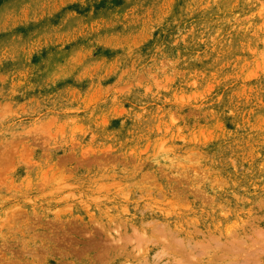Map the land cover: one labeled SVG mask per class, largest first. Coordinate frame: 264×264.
<instances>
[{"label": "rangeland", "instance_id": "1", "mask_svg": "<svg viewBox=\"0 0 264 264\" xmlns=\"http://www.w3.org/2000/svg\"><path fill=\"white\" fill-rule=\"evenodd\" d=\"M0 264H264V0H0Z\"/></svg>", "mask_w": 264, "mask_h": 264}]
</instances>
